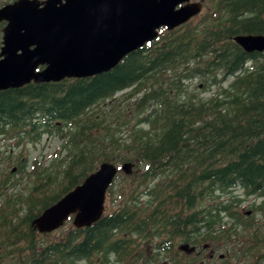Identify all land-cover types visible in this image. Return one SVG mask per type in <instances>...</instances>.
<instances>
[{
    "label": "trees",
    "instance_id": "16d2710c",
    "mask_svg": "<svg viewBox=\"0 0 264 264\" xmlns=\"http://www.w3.org/2000/svg\"><path fill=\"white\" fill-rule=\"evenodd\" d=\"M239 34H264V0H213L106 72L0 90V136L54 135L64 152L34 162L25 192L22 152L20 178L0 171V264H264V51H244ZM104 161L135 165L103 215L39 233L32 221ZM241 195L259 201L241 213ZM204 246L223 257L211 263Z\"/></svg>",
    "mask_w": 264,
    "mask_h": 264
},
{
    "label": "water",
    "instance_id": "95a60500",
    "mask_svg": "<svg viewBox=\"0 0 264 264\" xmlns=\"http://www.w3.org/2000/svg\"><path fill=\"white\" fill-rule=\"evenodd\" d=\"M188 0H13L0 6V90L106 72L123 57L199 13ZM246 52L264 51V34H239ZM42 66L41 69H38ZM134 163L117 167L104 161L80 184L45 208L32 224L39 233L61 227L72 215L86 227L104 213L108 186L118 171L133 173ZM185 246V247H184ZM181 249L191 251L188 244Z\"/></svg>",
    "mask_w": 264,
    "mask_h": 264
},
{
    "label": "rangeland",
    "instance_id": "374dc122",
    "mask_svg": "<svg viewBox=\"0 0 264 264\" xmlns=\"http://www.w3.org/2000/svg\"><path fill=\"white\" fill-rule=\"evenodd\" d=\"M190 88H192L194 91H197V92L199 90H202L203 89L202 81H200L199 78H197L196 80H193L191 82ZM209 93L210 91L207 90L205 92H202L201 95L208 96ZM14 141L15 140L13 141L8 140L6 137L0 136V171H5L6 169L7 171L8 169L9 170L14 169L15 168L14 166L17 165L16 161H17L19 152H22V156L26 159L25 160V164H26L25 175L22 178L23 181L16 185L14 191L25 192V188L30 183L27 173L32 170V165L34 164V162L37 161V163H39V165H41L42 167H51V165L54 164L59 157L63 156L64 152L59 153L61 142L59 138L54 135H44L41 141L36 144L26 142L24 144H21V146H16L14 145ZM9 153H13V156L11 157L10 161H8V158H7ZM24 158L22 161H24ZM15 171H16V174L14 175L13 178L15 179L20 178L22 173L20 171L18 172L17 169ZM24 180H26L28 183L25 182ZM118 182H119V178L117 177L115 179V183H118ZM218 193L222 195L220 199H226V201H229L234 196V194H240L241 190L236 189L233 193H220V192ZM240 197L244 199L241 202L240 208H238L240 209L241 213H245V211L247 210L250 211V208H248V206L251 203L259 201V198H255L253 196L244 197L243 195H241ZM108 205H109V193L107 191L106 199H105V210H106V207H108ZM249 211L246 213V215H250L252 213ZM255 219L258 221L262 219V216L259 212L255 214ZM214 254H215L214 257H216L217 259L218 258L221 259L219 257L221 254H218V253H214ZM204 258L208 260L211 259L207 255V252L204 255ZM216 258H212L210 262L214 263L216 261Z\"/></svg>",
    "mask_w": 264,
    "mask_h": 264
},
{
    "label": "flooded vegetation",
    "instance_id": "af4514ba",
    "mask_svg": "<svg viewBox=\"0 0 264 264\" xmlns=\"http://www.w3.org/2000/svg\"><path fill=\"white\" fill-rule=\"evenodd\" d=\"M212 1L213 0H188L186 3H195V2L201 3V11L198 14L194 15L193 17H191L187 22H185V23H183V24H181V25H179V26H177V27H175V28H173L171 30L167 29L166 27H161L159 29V35H163L166 31H172V30H178V29L180 30V29H182L184 27V25L186 23H189V22L195 23L199 18H201L202 16L205 15V13H206V11L208 9V5L211 4ZM14 167H15L14 169H10L12 172H15V170L18 168V162H17V165L14 166ZM206 248H207L206 249L207 250V255L209 256V258H211V259L214 258L215 251L214 250H210V248H208V247H206ZM189 252L197 253L195 248L193 250L189 251Z\"/></svg>",
    "mask_w": 264,
    "mask_h": 264
},
{
    "label": "bare ground",
    "instance_id": "6f19581e",
    "mask_svg": "<svg viewBox=\"0 0 264 264\" xmlns=\"http://www.w3.org/2000/svg\"><path fill=\"white\" fill-rule=\"evenodd\" d=\"M27 84V83H26ZM25 85V84H24ZM23 86V85H22Z\"/></svg>",
    "mask_w": 264,
    "mask_h": 264
}]
</instances>
